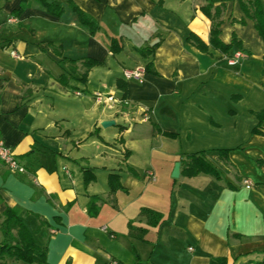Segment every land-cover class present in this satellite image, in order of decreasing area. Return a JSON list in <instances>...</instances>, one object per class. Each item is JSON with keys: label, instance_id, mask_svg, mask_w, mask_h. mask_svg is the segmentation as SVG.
I'll list each match as a JSON object with an SVG mask.
<instances>
[{"label": "crops", "instance_id": "crops-1", "mask_svg": "<svg viewBox=\"0 0 264 264\" xmlns=\"http://www.w3.org/2000/svg\"><path fill=\"white\" fill-rule=\"evenodd\" d=\"M21 1L0 0V140L25 168L19 174L0 162V214L19 210L46 264H264V136L251 134L253 113L264 110V42L240 1L73 0L99 23L95 36L64 0H46L63 6L60 17L35 0L15 17ZM208 2L224 5L220 41L238 42L227 54L209 45ZM112 39L121 47L114 55ZM155 44L147 58L136 51ZM236 52L247 57L229 65ZM83 58L103 65L85 84L84 68L73 65L76 90L63 87L57 78L67 61ZM149 62L142 83L123 77ZM107 121L114 125L101 127ZM219 150H228V164ZM197 152L222 180L181 174L179 155ZM84 170L94 176L87 184ZM111 174L125 191L111 194ZM90 196L101 198L95 216Z\"/></svg>", "mask_w": 264, "mask_h": 264}, {"label": "trees", "instance_id": "trees-1", "mask_svg": "<svg viewBox=\"0 0 264 264\" xmlns=\"http://www.w3.org/2000/svg\"><path fill=\"white\" fill-rule=\"evenodd\" d=\"M243 13L245 16L254 22V27L259 33L260 37L264 42V11L259 0L245 1L239 0ZM39 5H41L47 13L50 15L60 17L63 12V6L57 5L55 3H49L45 0H37ZM68 8L76 14L80 24L84 26L92 36H95L99 30V23L80 9L73 0H64ZM27 7L24 0L21 1L20 6L17 10L12 12V15L18 17L21 12ZM224 9V5L213 6L211 2H208L205 6L201 7V10L211 20L212 26L210 31L209 45L223 54H227L231 49L232 45H237L238 42L235 37H233L232 43L226 45L222 43L219 39V27L221 25V15ZM237 23L243 24L244 21L240 20ZM188 40L191 41L198 49L201 51H207V45L202 42L199 38L194 35H189ZM50 48L53 53L57 56H62V47H55L54 45L48 43L45 45ZM157 44L146 47L142 49H137L136 51L144 58L152 56L154 54ZM121 51V47L117 40L112 39L110 42V52L114 55ZM79 64L80 67L84 68L83 73L79 74L78 81L85 84L87 73L90 69L96 66L103 65V62H98L93 59L83 58L80 60H68L67 69L68 73L65 76L62 74L57 80L63 87H70L72 90H76L69 86V82L73 80L72 75L77 74L78 66H73ZM145 73H152L151 62L147 63L144 67ZM264 89V87H263ZM81 93L80 91H76ZM258 121L257 125L251 130L252 135L264 136V110L260 112L253 113ZM154 133L161 134L167 138H175L176 135L168 132L162 131L156 125L153 126ZM219 159L228 164L227 154L228 150H219ZM128 155V152H127ZM180 163L182 165L181 174L189 177H195L198 175H207L215 180H222L221 173L219 170L206 159L205 152H197L192 154H180ZM84 182L85 184L94 179V176L89 172V170H84ZM89 174V177H87ZM108 182L111 188V194H114L118 190L125 189L119 183V177L115 174H111L108 177ZM101 198L99 196H90L89 202L87 204V212L90 216H95L100 209ZM113 207L115 204L113 203ZM141 215H148L157 222L160 219V215L156 212L150 211L148 209H142ZM156 222V223H157ZM130 229L131 225H129ZM46 248L40 246L35 241L31 232L23 223V219L20 216V212L17 208L6 207L2 214H0V264H46ZM137 260V258H136ZM210 264H226L225 259H213Z\"/></svg>", "mask_w": 264, "mask_h": 264}, {"label": "built area", "instance_id": "built-area-1", "mask_svg": "<svg viewBox=\"0 0 264 264\" xmlns=\"http://www.w3.org/2000/svg\"><path fill=\"white\" fill-rule=\"evenodd\" d=\"M10 55L13 58H19V56L14 52L11 51ZM247 55L244 52H236L232 57L229 58L228 64L229 65H236L239 60L242 58H246ZM144 69L136 67L131 70H125L123 71V77L125 79H132L139 83L143 82L144 79ZM79 94V93H77ZM101 96L99 94H96V100L100 103ZM107 100L110 102H113V98L107 97ZM0 162L3 164L4 167H6L9 171H15L19 174H22L25 172V168L18 162V160L15 158L12 150L8 147H6L2 140H0ZM244 186L247 189H250L252 185L248 181H244ZM112 264H116L114 262H111Z\"/></svg>", "mask_w": 264, "mask_h": 264}, {"label": "water", "instance_id": "water-1", "mask_svg": "<svg viewBox=\"0 0 264 264\" xmlns=\"http://www.w3.org/2000/svg\"><path fill=\"white\" fill-rule=\"evenodd\" d=\"M114 122L113 121H107V122H103L101 124V127L106 128L108 126H113ZM179 167H180V163H176L172 172L171 177L174 179H177L179 177Z\"/></svg>", "mask_w": 264, "mask_h": 264}, {"label": "rangeland", "instance_id": "rangeland-1", "mask_svg": "<svg viewBox=\"0 0 264 264\" xmlns=\"http://www.w3.org/2000/svg\"><path fill=\"white\" fill-rule=\"evenodd\" d=\"M36 2H37V0H35ZM46 1V0H45ZM38 3V2H37ZM49 3H52V2H49ZM61 66V65H60ZM125 71V70H124ZM62 74H64L65 76H67L66 75V73H62ZM62 74H60L59 76H58V78L62 75ZM57 78V79H58ZM83 84V83H82ZM76 93H78V92H76ZM80 94V93H79ZM96 94H99L100 96H101V98L100 99H103L104 98V96L102 95V94H100V93H96ZM96 94L94 95V97L96 98ZM98 102V101H97Z\"/></svg>", "mask_w": 264, "mask_h": 264}]
</instances>
